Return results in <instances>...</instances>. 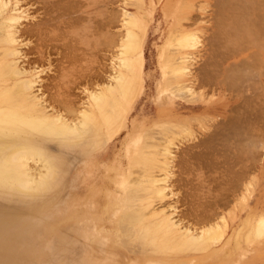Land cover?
Instances as JSON below:
<instances>
[{
  "label": "rangeland",
  "instance_id": "rangeland-1",
  "mask_svg": "<svg viewBox=\"0 0 264 264\" xmlns=\"http://www.w3.org/2000/svg\"><path fill=\"white\" fill-rule=\"evenodd\" d=\"M58 1L59 4H56L60 5L62 10L59 11L58 7L57 13L60 16L57 13L58 17L55 15V19H59V24L54 21L55 26L57 24L53 33L55 37L50 38L48 43L37 42L35 38L29 37L19 39L20 50L23 52L21 54H24L19 63H23L22 68L24 66L23 69L30 72L29 76L38 74L39 80L35 90L36 93L42 94L40 96L45 101H48L44 105L49 106L50 103L51 112L52 110L56 112L58 107L57 110L64 115L66 113L65 109L56 103V97L53 102L49 101V96L45 97L48 95L44 93L45 88H40L52 84L54 80L55 83H60L62 90L66 88L72 95L76 93V96L71 97V94L65 91L66 95L72 98L77 109L85 107L82 104L87 102L88 90L91 92L107 83L111 78V71L113 73L111 67L114 66V55L118 48L115 44L121 40V34L125 32L123 28L125 18L122 16L124 11L146 23L147 36L142 54L143 87L133 100L123 127L105 143L104 147L77 161L74 160L77 153L62 154L64 158L71 160L68 161L70 177L65 182L66 188H62L56 201L42 203L47 197L44 193L39 195L40 201L36 199L34 202L0 196V264H264V239L249 238L254 225L261 216H264V109L261 110L264 106H260L264 105V97L259 90L264 91V82H261L264 81L262 76L264 60L263 54L261 56L259 54L264 52L261 51L264 50L261 49L264 44V36H261L262 31L264 33V0H238L239 2L237 0H68V3H65L67 0ZM13 2H18V9L22 6L19 14L22 16L20 23L23 24H21L23 28L30 24L35 15L37 19L40 18L38 5L33 4L32 1L13 0ZM192 5L195 7L193 8ZM241 6L247 9L244 10ZM237 9L238 12L241 10L244 13H241L244 18L237 12V15L234 13L235 16H239L236 18L243 20L242 22L236 18V20L232 19L235 17L232 11ZM110 16L113 20L109 18ZM234 23L238 24L240 30L233 26ZM60 24H64L63 27ZM259 29L261 34L257 31ZM171 32L177 34L195 32V39H198L193 42L194 46L188 49L194 56L192 68L190 67L192 74L197 75L200 80L203 79L202 83L205 79L204 85L199 81L196 82L201 86H199L200 91L198 86H195L199 94V96L195 95V101L191 104L199 106L195 110L183 106L188 101L186 103L184 97L181 99L182 96L173 93L172 90L175 88L171 84V88L165 87L163 58L165 50L170 48L168 44ZM112 33L117 35L114 36ZM252 42L259 46L252 45ZM32 45L36 46H33L35 53ZM39 45L41 47L48 45V47H43L45 51ZM170 50L174 49L170 48ZM40 52L43 54L41 55ZM235 52L240 54L238 58L227 59ZM260 62H262L261 66ZM226 65L229 66V71L226 72L228 76L225 75L226 73L224 75L221 73ZM222 82L226 84L224 89L220 88L223 86ZM257 92L261 94L260 99L256 97ZM197 96L200 98L198 101H196ZM241 99L242 101L247 99L248 102H241ZM255 102L256 105L257 102L259 103L258 107ZM238 104L240 110L237 108L233 111L235 109L233 107ZM258 110L261 113L263 111V116L259 112L260 115H255L258 114L256 113ZM222 121H227L224 124L228 125L225 126L223 123L221 125ZM184 122H187V125ZM238 122L254 130L239 129ZM172 123L177 127L175 125V128L172 127ZM229 123L233 124L229 126ZM146 141L145 144L148 146L155 145L161 148L170 143L173 156L170 182H168L170 183L168 193L169 191L170 193L164 204L168 201L172 207H175L173 212L175 220H179L183 226L200 230L207 226L201 222L206 213L204 211H211V217L215 214L212 221L210 214L208 212L205 214L212 222L207 219L209 224L220 221L222 225L220 218H224L227 224L226 229L223 228L225 236L223 235L220 241L214 242L206 252L191 254L168 252L173 255L165 253L164 256L163 253L144 252L140 240L135 238L137 230L126 227L124 216L134 209L137 211V208L140 209L143 205L149 209L145 210L143 215L150 217L154 209L160 210V206L162 208L163 202L158 199H152L155 201L150 203L152 206L150 208L146 201L142 203L136 198L139 202L135 201L136 204H142L141 206H131L129 201L128 187L140 175V167L137 168L134 162L138 152L143 146L145 148L142 151L145 152L154 148L143 145ZM51 150L55 154L59 153L56 148L52 147ZM154 173H157L153 174L156 178L161 173L163 175L159 170H155ZM246 186L249 189L253 186L252 190ZM148 197L144 195L143 198ZM242 197H247V202L242 200ZM190 200L194 202L191 203ZM193 207L195 210H202V212L199 210L203 214V216L200 214L201 220L190 215L189 212ZM16 210L18 213H15ZM204 219L203 221L207 222ZM144 228L141 226V230ZM124 231L127 233L125 234ZM124 242H129V245Z\"/></svg>",
  "mask_w": 264,
  "mask_h": 264
},
{
  "label": "bare ground",
  "instance_id": "bare-ground-1",
  "mask_svg": "<svg viewBox=\"0 0 264 264\" xmlns=\"http://www.w3.org/2000/svg\"><path fill=\"white\" fill-rule=\"evenodd\" d=\"M31 1L33 4L38 5L37 8H38V11L41 12L40 13L41 15H40V18L38 17V19L36 18V15H35L33 20L31 22L29 21L30 24L29 25L25 24L27 26L23 28V26H22L23 24L20 23V21L22 20V16L19 14V11H21L20 7H22V6H20L18 9V6H19L18 2L14 3L13 0H0V196H7V197L15 198L18 200L25 199V200H28V202L29 201L34 202L36 199H38L40 194L44 193V194H47V197H46V199L44 198L45 200L42 201V203H47V202H51V201L55 200L58 197V195L62 192V188L63 189L66 188L65 182L68 181V179L70 177L69 176L70 175V164L68 163V161H71V160H68L69 158L68 159L64 158L62 154L63 153L67 154L68 152H71L70 154L77 153L76 156L74 157L75 161L80 160L82 158H86L88 155L93 154V152L96 153L97 150L104 147L105 143L107 141H109L115 134H117L118 131L121 130V128L123 127L125 120L128 116L130 107L132 106L131 104H132L133 100L137 97V95H139V92L141 91V89L143 87L142 69H143L144 59H143L142 54H143V47H144V43H145V38L147 36V30H146V23L141 22L138 18H136L134 16H130V14H128L127 11H124L122 16L125 18L124 23H123V28L125 29V32L123 35L121 34V36H122L121 40L118 41L117 44H115V45H117L118 48H117L116 54L114 55V66H113V68L111 67V69H113V73L111 71V78L103 86H101L99 88L94 87L95 89L92 88L93 90L91 92L88 90L89 93L87 95V102H84L85 104H82V105H85V107L81 108V109L76 108L77 106H75V104L73 103L74 101L72 102V98L70 99L69 95L68 96L66 95V93L68 92L67 89L64 88L66 90L63 89L64 90L63 91L61 89L60 83L54 82L56 80L52 81L51 82L52 84H48L43 88L40 87L41 89L45 88L44 93H48V95H46V96L43 93V96H45V97L49 96L50 98L48 97V99H49V101L51 100L52 102H53V99L56 97L55 98L56 103H58L60 105L59 107H61L62 109H65V111H66V113L64 115L59 110H57L58 107H57V109L55 107L56 112H55V110L54 111L52 110V112H51L50 111V109H51L50 105L51 104L49 103L48 104L49 106L44 105V103L45 102L48 103V101H45L43 99V97L40 96L42 94H38L39 92L36 93L35 87H36V84L38 83L37 80H39V77H37L38 74H35V76L34 75L29 76L30 72H28L27 69L25 71V69H23V68H25L24 66L22 68L23 63H21V62L19 63V61L21 60L20 59L21 56L23 57V55H24V54L23 55L21 54L23 52H21V50H20L21 46H19V45L21 43H19L20 42L19 39L22 37V40H23L24 39L23 37H27V38L29 37L30 39L35 38L37 40V42L43 41V42L48 43L50 38H53V36H54L53 33L55 32V29L57 28V24L55 26L54 21H55V23L59 24V19L58 18L55 19L56 16L58 17V15H59V13H57L58 7H59V11H61L62 9L60 8L61 7L60 5L59 6L57 5V4H59L58 0H57V2H55L56 0L55 1H52V0H30V2ZM134 2L136 4V1H134ZM237 2H239V1L237 0ZM61 3H63V2H61ZM65 3H68V0ZM65 3H64V5H65ZM222 3H223V1H222ZM19 4H20V2H19ZM139 4H141V3L139 2ZM225 4H229V3L225 2ZM235 4H238V3H235ZM240 4H242V3H240ZM72 5H73V3H72ZM142 5H143V2H142ZM230 6L231 5H229V8H230ZM192 7H193V5H192ZM194 7H195V5H194ZM243 7H242V9H244ZM200 8H202V7H200ZM229 8H228V10H229ZM202 9H200V10H202ZM223 9H221V10H223ZM238 9H240V8H238ZM238 9H237V11H234V12L232 11V14L234 15V13H235V15L238 14L239 16H241V13H243V12H241V10H240V12H238ZM245 9H247V8H245ZM233 10H234V8H233ZM35 11H37V10H35ZM218 11H220V10H218ZM236 12H237V14H236ZM24 13H23V15H24ZM218 14H219V12H218ZM53 15H54V17H53ZM112 16H114V15H112ZM239 16H235L234 18H232V16H230V17L232 19H235L236 17H239ZM243 16L244 15H242L241 17H243ZM143 17H145V16H143ZM63 18L64 17H62V19ZM109 18L112 19L111 16ZM64 19H66V18H64ZM191 19H193V18H190V20ZM236 19L239 20V18H236ZM240 19H242V18H240ZM107 20H109V19H107ZM257 20H259V19H257ZM234 21H232V22H234ZM237 21H235V22H237ZM240 21L242 22L243 20H239V22ZM235 24H236V26H235ZM60 25L63 27L64 24L63 25L60 24ZM239 25H241V24L239 23ZM233 26L238 28L237 23H234ZM241 27H244V26L241 25ZM180 30H182V29H180ZM238 30H240V29L238 28ZM244 30L245 29L243 28V31ZM257 31L259 34H261L259 32V31H261L260 29ZM175 32H177V31H175ZM175 32H171V36H169L170 40H169V44H168V46L174 50H170V48H168V50L167 51L165 50V52H164L163 72H164V76H165V80H164L165 87L167 88L169 86V88H171V86H170V84H171L175 88V90H172V91H174L173 93H176L178 96L179 95L182 96L181 99L184 97L183 99H186V103L188 101L189 104L187 103V104H184L183 106L190 108L191 110H195L196 108H199V106H195V105H191V104L193 103V101H195L194 100L195 95L198 94L197 88L195 87V86H198V84L196 82H198V81L201 82L203 79L200 80V79H198L197 75L192 74L193 72H191L190 67L192 66L191 64L194 60V56H193V54L189 53L190 51H188V49L191 48L192 46H194L193 42L195 40L197 41L198 39H195L196 38L195 32H194V34L193 33L191 34L190 32H181V33L177 34ZM253 33H251V34L253 35ZM255 33H256V31H255ZM110 34H111V32H110ZM113 35H112V37H113ZM116 35H114V36H116ZM119 35H120V33H119ZM262 35L264 36L263 31H262L261 36ZM246 36H247V34H246ZM262 37H260V38H262ZM110 39H111V37H110ZM254 40H253V42H254ZM110 41H112V40H110ZM239 42L241 43V41H239ZM253 42H252V45L257 46L259 44V42H257V41H255L256 43H258L257 45H256V43L253 44ZM36 43H34V44L38 46V44H36ZM41 44L42 43H40V45ZM30 45H29V47H30ZM35 45H32V48ZM46 46L48 47V45H43V47H46ZM237 46H239V45H237ZM35 47L32 49V50H34V53L36 52ZM43 47H41V48H43ZM262 47L263 48H261V49H264V44L262 45ZM43 49L46 51L45 48H43ZM257 49H258V47H257ZM32 50H31V52H32ZM42 50H39V51H42ZM44 50L42 52H44ZM261 51H264V50H261ZM42 52H40V54ZM237 52H235L233 55L231 54L230 57H227V59L235 58V57L238 58L240 54ZM32 54H33V52H32ZM259 54H260V56H261V54H263L262 59L264 60V52L263 53L260 52ZM26 55H25V57H26ZM261 64H262V62H260V66H261ZM262 65H264V64H262ZM224 67L221 70L222 71L221 73H223V75L229 71V66L226 65V67L225 68ZM262 67H264V66H262ZM200 74H201V72H200ZM227 74L228 73H226L225 75H227ZM262 74H264V71ZM64 75H66V73ZM262 76H264V75H262ZM101 77H102V74H101ZM201 78H203V77H201ZM53 79H55V78H53ZM99 79H101V78H99ZM59 80H57V81H59ZM225 81H227V80H225ZM257 82H260V81H257ZM261 82L263 83L264 81L261 80ZM74 83H75V81H74ZM203 83H205V79H204ZM77 84H79V83H77ZM222 84H223V82H222ZM44 85H45V83H44ZM224 85H226V84H223V86H221V84H220V86H221L220 88L224 89ZM231 85H234V84L231 83ZM199 86H201V85H199ZM199 86H198V90L200 88ZM69 87L70 86H68V88ZM75 89H77V88H75ZM168 90L170 91V89H168ZM259 90H261L260 93L262 94V97H264V94L262 93L264 91H262V89H259ZM39 91H41V90L39 89ZM65 91H67V92H65ZM257 93H258V96H256V97L257 98L259 97V99H260L261 94L259 92H257ZM67 94H71L70 90ZM75 94H73V95L71 94L70 96L73 97ZM198 96H199V94H198ZM198 96L196 98L197 99L196 101H198L200 99ZM202 98H204V97H202ZM241 98H244V97H241ZM254 99H255V97H254ZM262 99L263 98H261V100ZM242 100L243 99H241V102H245L247 99L245 101H242ZM261 100H258V101L262 102ZM246 102H248V101H246ZM258 104L259 103L257 102V105ZM262 104H263V102H262ZM243 105H242V107H243ZM255 105H256V102H255ZM239 106H240V104L234 106L233 108H235V109H233V111L236 110ZM256 106L254 108H256ZM260 106L262 107L264 105H260ZM248 109H249V106H248ZM263 109L264 108H262L261 110H263ZM248 112H249V110H248ZM258 112L263 116V114H262L263 111L261 113L258 110L256 113H258ZM259 113L258 114L254 113V114L258 116V115H260ZM255 115H253V117ZM70 116H71V118H70ZM250 116H252V115L250 114ZM204 117L206 119V116H204ZM237 117H236V119H237ZM242 118H244V117H242ZM250 118H252V117H250ZM205 119L203 121H205ZM244 119H247V118H244ZM249 120L250 119H248V122H249ZM255 120H254V122H255ZM258 120H257V122H258ZM214 121H216V120H214ZM244 121H246V120H244ZM224 122L227 123V121H222V122H220L221 125H222V123H223V125H225ZM188 123H189V121H188ZM231 124H233V123H231ZM231 124L229 123V126ZM244 124H246V123H244ZM252 124H251V126H253ZM166 125H168V124L166 123ZM174 125L175 124H173V126L172 125L171 126L174 127ZM226 125H228V124H226ZM239 125H240L239 129H243V130L248 129L247 131L252 130L251 128L249 129L247 125H246V127H247L246 128L243 125V123H239ZM219 126H220V124H219ZM239 129L237 128V130H239ZM165 136H167V135H165ZM166 141L164 140V142H166ZM145 143H147V141L144 142L143 145H146ZM169 145H170V143H168L167 145H164V146L162 145L163 148L157 147L155 145L154 146L150 145L152 148L154 147L153 149H155V151L153 149L152 150L148 149L149 152H151V153H149L148 151L145 152V150L142 151L143 148H145L144 146L142 147V150H140L141 152L140 151L138 152L137 158L134 161L137 165V168L140 167V169H139L140 173L137 171L140 174L139 178H137L135 180V182L128 187V190H127L128 195H129V201L131 203V204L130 203L129 204L131 206H136V205L141 206L142 204H138V203L139 202L144 203V201H146L147 205L150 208V207H152L150 203H153L155 201V200L153 201L152 199H158V201L163 202V203H161L163 209L161 208V206L159 208L160 210L154 209V212L150 216L153 218H150V217H146L145 215H143V213L145 214V210H147L148 208L142 205L143 208H142V206L140 209L136 207L138 209L137 211L134 209L135 211L133 210V212L126 214L124 216L125 221L124 220L123 221L127 223L126 227H130L133 230H137L135 238H137V240H140V243L143 245L142 248L144 249V252L146 251L148 253H155V254H157V253L162 254L163 253V256L165 253L168 254V252H175V253H180V254L203 253V252H206L207 250H209V248L211 247L212 244H214V242L220 241V239H222L225 236L223 228L226 229L227 224H226L224 218H220L222 225H220V223H219L220 221L216 222L214 224H209V222L213 220V217L215 214H212L213 216L211 217V214H210L211 211H209V212L207 210L204 211V212H206V213L208 212V214H210L209 217H211L212 219L209 221V218L205 216L206 213L203 212L204 213V216H203V214H201L202 210L199 209L201 212H199L198 209L195 210V208H194L195 204H194L193 210H191L189 213H190V215L192 214V216H194L195 219L198 217L200 219V214L203 216V219L205 218L204 220L207 221V219H208L209 222L208 221L204 222L202 218H201L202 220L200 219L201 222H203L204 224L207 225L206 227H203V229L201 228L200 230L193 229V228H190L188 226H183V224L179 220L174 219V213L173 212H175V209H174L175 207L174 206L172 207V205L168 201H166V203L164 204V202L167 198V195L169 196V193H170V191L168 193V190H170L168 187V185L170 183H168V182H170L169 181L170 180L169 178L171 175L170 170L172 167L171 161L173 162V156H172V152H171L172 150L169 147ZM146 146H148V145H146ZM150 146H148V147L151 148ZM52 147L54 149L56 148V150H59V153H57V154L53 153L54 151L51 150ZM152 151H154V152H152ZM173 153H174V151H173ZM184 159H183V161H185ZM155 170H159V171L163 172V175L161 173V175L158 178H156V176L153 175V174H157V173H154ZM254 182H256V181H254ZM252 187L250 188L251 190H252ZM247 188L249 189V187H247ZM249 193L251 195V192H249ZM140 194H141L142 198H141ZM239 194H241V193H239ZM144 195L145 196L148 195L149 197L143 198ZM247 197L249 198L250 196H247ZM247 197H242L243 198L242 200L246 201ZM136 198L139 202L136 200ZM196 199H198V198H195V200ZM3 200H4V198H3ZM135 201L138 203L136 204ZM198 201H199V199H198ZM10 202H11V199H10ZM134 202H135V205H134ZM156 202H157V200H156ZM193 202L194 201H191V203H193ZM199 204H200V202H199ZM9 205H11V204H9ZM156 205H158V204H156ZM11 206H10V208H11ZM39 206H40V204H39ZM198 206H200V205H198ZM243 206H244V204H243ZM172 209H174V210L172 211ZM209 210H211V209H209ZM17 211L18 210H16L15 213H18ZM212 213H213V211H212ZM216 215H218V214L216 213ZM145 223H148V224L144 225ZM210 223H212V222H210ZM141 226L145 227L144 230H141ZM126 230H127V228H126ZM124 233H125V231H124ZM128 234L130 235L131 233L129 232ZM132 234H133V231H132ZM129 235H127V236H129ZM127 236H126V238H127ZM249 238L254 239V240L264 239V216H261L259 218V220L257 221V223L254 225L253 230H252ZM125 244L129 245V242H127ZM141 250H138V251H141ZM170 254H172V253H170ZM170 254H168V255H170ZM180 254H178V255H180ZM178 255H176V256H178Z\"/></svg>",
  "mask_w": 264,
  "mask_h": 264
}]
</instances>
